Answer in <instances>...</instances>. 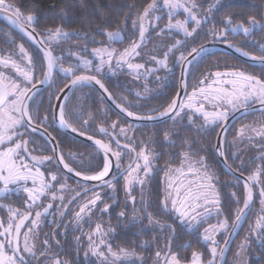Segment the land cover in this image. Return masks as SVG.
<instances>
[{"label":"snow or ice","instance_id":"1","mask_svg":"<svg viewBox=\"0 0 264 264\" xmlns=\"http://www.w3.org/2000/svg\"><path fill=\"white\" fill-rule=\"evenodd\" d=\"M165 6L170 9H177L184 7L183 4L173 2V0H164ZM222 6L218 4L209 5V12L217 7ZM153 7V4H149L148 8L145 9L144 16L148 15L149 9ZM195 8V5H193ZM185 11L189 13V16L192 21L195 22L196 27H193L191 31L185 26L186 22L177 20L175 24H169V27H174L178 30H182L186 37H193V34L197 32V28L201 25V20L197 18L196 15H193L192 12L185 8ZM0 14H10L11 17L15 19H10V23L18 24V22L23 18L26 19L30 26L35 25L36 16L33 12H30L26 17H23L21 10L11 3H7L6 0H0ZM6 18H8L6 16ZM143 20L144 18L141 17ZM233 24V20L229 18L222 30H213L210 33L212 37V43L217 42L228 43L227 41V29L230 25ZM264 28V23L257 20L256 17H249L247 20V26L244 23L235 25L231 27L233 33L243 31L246 36H249L253 28ZM34 29V27H33ZM20 30L24 29L20 26ZM145 27L141 24L139 38L143 40L145 38ZM31 39V33H27ZM46 35L49 40H55L56 37H66L68 33H65L61 27H56L55 29H47ZM119 33L107 32L109 39L118 36ZM42 43V42H41ZM180 43L179 41L177 42ZM229 47H233L230 43ZM140 47L139 44L133 42L128 48L123 52H116L114 49L109 50L108 48L103 47H93V55L99 58V64H93L91 59L84 61V68L81 69L77 63V67L74 69L72 67H59L56 65L59 58L54 57L52 51L41 48L43 52V60L39 58L33 59L29 55L23 46L20 47V58L21 60H27V66L22 67L21 64L17 63L15 59L11 57L3 58L0 57V66L8 68L9 66L15 70L18 74V79L13 77L10 73L5 74L0 71V196L11 191L10 185H15L16 190H23L27 194L28 201L27 209L31 210L33 206L36 207L39 205L40 199L43 196L49 194L50 190L53 188V184L46 182L45 174L41 171L38 165L44 164L45 161L57 160L58 164H63V167L67 171H74L70 166L65 162V158L61 155L58 159L55 155L56 147L53 146L52 151L53 155H30V161L26 162V154H30V149L28 147L30 141V133L38 131V126H43L45 131L50 127V122H57L59 120V126L61 128L68 129L71 133L76 134L78 137H86L87 140L93 141L95 147L93 150L101 156V166L97 169V175L103 173L102 179L114 190L116 184L113 181H118L117 176L113 175L111 179H105L109 177V174L113 168V161L110 158V153L115 157V168L118 174L123 175L124 180V191L127 200L135 202L136 197L132 193V185L138 184L141 187V192H143V186H146L150 182V178L153 174L154 169V158L155 154L149 149L147 152L143 147H141L139 152H136L135 157H132L130 163L126 168L121 170V157L122 153L120 149L119 139H115L116 148L112 147V144L104 142L102 139H94L92 134L96 129L91 125V122H94L96 119H102V117L97 113L95 116L92 115L87 105H84L82 108L77 110L74 107V101L78 98L76 96L77 92H82L85 89L83 86L86 84H95L99 86V95L101 97L100 103H103V96L105 93H108V89L105 86L103 81L104 74H101L102 68L105 64L109 65V71H111V63L113 56H116V67L121 68L126 65L129 70V74L133 75L136 79H141L147 75H155L161 68L165 69L169 73L172 72V68L168 63V57L165 56L162 60H157L155 57L152 59L155 60V63L158 65L157 68L148 69L144 73H141L140 70L145 68L143 63H134L128 57H131L133 54L140 55L137 52V48ZM190 48V50H189ZM241 55L249 57L247 52H242L240 47L235 49ZM261 53H264V44L259 46ZM63 51V50H62ZM169 51H172L169 49ZM187 52V55H185ZM207 52V49L201 44L199 47L190 46L185 44L184 50L179 51V57L175 61L181 68V85L186 88L185 77L190 71L194 68V60L199 62V59L204 56ZM192 57V59H189ZM255 63L264 65V55L256 56L252 55L249 57ZM46 60V70L44 62ZM64 61H60L63 64ZM89 66H92L91 68ZM39 67V70L44 73L43 79H36V68ZM94 68L95 74H93L92 69ZM56 69L57 76L62 71L64 73L65 79L63 82V88L58 87L55 90L54 95L51 97V102L48 105V108L43 112V115L37 114L35 111L34 105L37 100V93L40 87L39 85H47L52 79V72ZM197 69L196 71H198ZM81 71L87 72V75L80 74ZM99 74V78H98ZM156 79L159 80L160 77L156 76ZM70 81V83H69ZM90 92V91H89ZM71 93V95H69ZM140 93H136V97H140ZM108 99L112 100L113 104L120 109L121 113H125L127 117H132L136 121H147L154 122L157 119H162L164 117H169L174 123L178 120L183 119L182 113L185 109L190 110L187 115L189 124L193 122V113L202 118V123L200 124L201 131H205L206 126L215 125L216 127L224 129V132H227V123L231 113L238 112L240 110H245V114L251 109L249 107L251 102H254L260 106L259 112L261 120L259 123L261 127L259 128H249L245 126L239 129L237 135L243 137L247 131L256 132L258 136L264 138V71H260L259 75L256 74V71L253 69L251 72L243 68H225L221 70L219 65L215 66V70H209L206 74H201V78L197 80V83L193 85V91L191 95L187 96L186 101L179 99V93L175 97H169L166 101L170 100V103H166L161 106L162 110L151 109L149 113L138 114L131 111L132 105L125 104L124 98H120V103H117L116 99L112 97L111 94L108 95ZM56 101L55 107L53 106V101ZM145 100H148L145 97ZM144 100V101H145ZM123 101V102H121ZM138 100V104L140 105ZM252 104V103H251ZM127 105V107L125 106ZM137 106V104H136ZM209 108L211 110H209ZM110 111V109H106ZM152 113H155L153 115ZM79 125V127H77ZM112 129L115 130L119 127V133L124 134L127 137V131L132 128V125L129 124L127 130L120 126L117 123L111 125ZM99 133L102 136H108V129L105 127H100L98 129ZM29 135V139H25V136ZM48 138L57 139L52 137L48 133ZM164 141L172 142L171 134L169 132L164 133ZM60 144L61 141H59ZM143 143V142H142ZM186 145H189V151H184L182 153L184 158L189 156L191 142L187 139L184 140ZM124 148H130V143H125ZM224 147L221 145L215 149V152L218 156L224 157L225 152L223 151ZM131 151H135L134 147H131ZM264 157V153H261L259 159ZM142 161V163L140 162ZM89 162H85L84 166H88ZM202 167H197L191 165L185 170L183 164L180 167L173 168L170 165L165 169V180H164V198L161 200V205L163 206V211L170 216H174L175 221H179L180 225H187L188 227H194L196 224L204 221L207 223L209 216H212L215 212L217 215L221 212V197L220 192L218 191L217 185L213 183L214 178L213 174L205 166V158L200 157L198 162ZM143 170V171H141ZM76 175H81L76 173ZM264 174V169L257 168L256 171L252 174H249L247 180L244 183L245 187V198L243 203V208L237 206L235 210L234 222L231 224V228L235 229L239 226V223L244 219L246 213L244 209H248L251 205L253 199V190L251 183L258 180L259 176ZM97 175H93L91 179H96ZM191 177V178H189ZM51 181H58L57 171H53L50 177ZM31 182V187L28 186V182ZM237 182L239 179L237 178ZM261 191H260V205L261 212H264V180L260 181ZM61 188L65 185L60 184ZM233 197H236L235 192L232 193ZM57 198L56 193H51V199L55 200ZM99 197L97 196V199ZM60 200H63L64 197L60 196ZM113 199V203H115ZM89 203L92 204V208H95L96 200H92ZM89 203H84L78 212L75 213L76 223H80L85 215L90 216L91 210L89 209ZM169 204L171 205L169 207ZM239 204V201H237ZM52 204L48 203L46 207L43 208V212L37 210L35 212V219L32 220L31 226L28 229L27 233H24V247L23 252L20 248L19 237L21 235L20 229L24 226L23 221L29 219L31 211L22 214V218L19 219V223L15 224V232L13 233V216L17 215L18 211L13 210L9 207L8 211L11 214L7 227L0 223V228L3 230L0 231V237H3V240H0V264H28V260L22 253H31L35 255L32 251V247L29 245V233H32L40 223L41 218L44 213H48L49 209L52 208ZM111 205H105L103 211L107 212ZM85 210H88L87 212ZM63 215V212L60 213ZM119 215L121 218L124 217V211L122 210ZM133 215L132 219H135ZM231 212L229 210V215L223 221L217 224H210L208 227H205L203 230V239L205 241H211L212 247L211 252L215 256L217 252V241L215 239V234H218L220 231H225V246L228 244V236L231 233H228L229 220L231 219ZM149 224L153 223V214H148ZM157 223H159L157 221ZM171 230L172 237H175V228L172 225L168 226ZM108 231L114 232L115 229H109ZM255 233L257 240L262 246H264V215H261L257 218L255 225L249 226V234ZM108 232L102 230V226L97 224L93 232L88 235L90 241L88 250L95 257H98L100 264H116V261L121 258L127 259L135 255L134 251L129 253L127 249L121 248L119 252L112 250L111 245H108L107 251L108 255H105L104 251H101V246H104L107 242L103 237L107 236ZM92 236L100 237V242L97 244L96 241L92 240ZM76 240H79V237H76ZM47 244V241H45ZM248 245V237L246 236L242 242L240 249L241 253H246ZM43 254V253H42ZM87 255V253H86ZM156 257H161V252H156ZM108 256H111L113 259L109 260ZM140 259V257H137ZM165 264H181V261L177 258L176 254H172L170 260L166 257ZM191 264H200L199 254L193 252ZM211 264V261H209Z\"/></svg>","mask_w":264,"mask_h":264},{"label":"trees","instance_id":"2","mask_svg":"<svg viewBox=\"0 0 264 264\" xmlns=\"http://www.w3.org/2000/svg\"><path fill=\"white\" fill-rule=\"evenodd\" d=\"M159 0H6L7 3H11L15 7L21 10L23 17H26L30 12H33L36 16L34 29H36L43 39L46 41L47 29H55L61 27L68 36L59 38L58 42L54 44L52 48L56 55L60 57V61H64L60 64L61 67L67 68L68 65H72L73 53L81 48L93 49V47H100L106 45L107 32L122 30L124 31V40L120 42H114L127 47L131 43L135 42L140 44L137 52L140 55H135L137 63H143L145 68L149 69L153 61L151 60L152 55H157L160 60L164 59L167 55V50L170 48L173 38H171L166 30L168 23V15L162 16L156 20L149 28H145V38L140 40V30L134 31V23L139 20L146 21V18L150 16L152 8L157 4ZM192 6L195 5V9L201 17L207 16L203 25L200 28V36L193 40L188 41V45L194 46L196 44H204L207 41L212 40L210 33L213 30H222L225 22L231 18L233 24L227 29V41L240 47L242 50L249 54L260 56L264 55L259 50V46L264 44V28L259 29L253 28L249 36H246L243 31L233 33L231 27L244 23L247 26V20L249 17H256L257 20L264 23V0H183ZM149 4H153V7L149 9L148 15L144 16L145 9L148 8ZM218 4L222 5L213 9L209 12V5ZM141 17L144 19L142 20ZM25 21V19L22 18ZM166 31V32H164ZM175 40V39H173ZM184 45V44H183ZM23 46L26 52L33 57V59L39 58L43 60V54L25 37L20 33L9 27L4 21L0 20V56L3 58L11 57L15 59L17 63L24 67L27 66V60H21L20 58V47ZM81 47V48H80ZM156 48V51L153 48ZM123 49V48H122ZM63 50V51H62ZM190 50V48H189ZM67 53H70L68 55ZM187 52L185 53V55ZM46 60L44 62L46 70ZM98 64V61H95ZM219 65L221 70L225 68H243L249 72L253 69L256 74L259 75L260 71H264V66H254L247 64L239 58L233 56L224 51L213 50L204 54L199 62H194V68L188 73V85L190 88L197 83V80L201 78V74H206L210 69L215 70V66ZM179 65H175L176 74L178 75ZM111 71L109 66L102 70L104 75L111 77V83L106 84L108 90L113 94L118 103L120 98H124L125 104L132 105L131 111L139 114H148L151 109L162 110L161 106L166 103H170V100L166 101L169 97H175L178 90L177 78L171 82L168 81L167 86H163L160 89V93L152 96L148 100L142 99L141 106L135 105V89L139 87H145L153 83L152 77L140 79L134 78L133 75L129 74V70L124 66L117 68L116 64H111ZM199 69L198 71H196ZM6 72L10 73L13 77L18 78V74L10 66L6 68ZM123 70V71H122ZM36 79L40 80L43 78L44 73L36 68ZM174 71V70H173ZM83 71H81L82 73ZM141 72V70H140ZM160 77L166 78L169 72L161 68L158 71ZM174 75V73H173ZM61 71L59 75L53 80L51 87L45 88L37 94L36 104L34 105L37 114L43 115V112L48 108L51 102V97L54 95L56 88H63V82L65 77ZM104 81V80H103ZM167 82V81H166ZM104 83H106L104 81ZM160 86V85H159ZM82 92H77V100L74 101V107L79 110L84 105H87L89 112L92 115H99L102 119H96L91 122V125L96 131L89 133L100 137L98 129L105 127L108 129V133L117 138L119 133V127L115 130L112 129L111 125L115 122L126 130L129 123L126 119L117 114L111 109L103 99V103H100L101 97L97 95L98 90L89 84L83 86ZM90 91V92H89ZM71 95V93L69 94ZM145 100V101H144ZM123 102V101H121ZM55 100L53 101V105ZM252 104L254 102H251ZM250 103V104H251ZM127 107V105H125ZM110 109V111H106ZM209 110H211L209 108ZM190 111L185 113V116L181 121L174 123L172 120L157 124V125H132V128L127 131V138L129 136L137 137L138 134H133V127H138V133L140 136V144L135 147V152L124 148L123 144H120V149L124 153L121 157V168H126L130 163L132 157H135L141 147L147 152L149 149L155 154L154 158V169L150 182L143 186V192L140 191V204L136 210L139 212V216L146 214L141 219L139 224H131L130 216L134 214L133 205L127 203V196L124 191V180L123 175L118 174L117 180L115 181L116 187L112 197L109 199L113 202V199H118V206L115 211L110 210L109 222L111 226L115 227V231L111 232L112 243L115 249L125 248L131 251L137 252L144 259L143 264H151L153 260H157L156 264H162L165 256L169 250V239L172 237L171 230L167 228L163 232L149 228L148 214H153V225H163V223H174V217L168 215L169 218L164 219L163 206L161 200L164 198V179L165 169L169 165L173 168L180 167L183 164L184 157L182 153L189 151V145L184 143L187 139L191 142L190 152L194 158L204 157L207 163V167L213 172L216 177L215 181L220 192L221 197V212L218 216L210 217L207 219V223L203 222L200 225V231L187 232L185 229L179 228V224H173L175 228V237L171 238V254L174 253L180 258L181 261L189 263L192 261V254L196 252L201 254L203 260H208L212 257L210 244L203 241L202 232L205 227L209 226L213 222L225 219L231 212V219L229 220V229L231 224L234 222L235 210L237 206L241 207L244 203L245 188L243 183L235 176L227 173L219 161L215 152V144L219 127L215 125L206 126L205 131H201L200 124L203 122L201 117L193 113V122L189 124L187 115ZM153 115L155 113H152ZM260 112L251 113L246 115L244 119L239 121L237 124H248L249 128H259L261 124ZM244 121V122H243ZM79 127V125H77ZM238 128L232 126L226 133L224 139V152L229 164L237 171L249 175L256 171L257 168L264 169V157L259 159L261 153H264V138L260 136H253L249 142H243L237 139ZM169 132L171 134L172 142L164 141V133ZM255 133H253L254 135ZM125 136L124 134H120ZM256 135V134H255ZM126 137V136H125ZM127 139V140H128ZM132 141V138H131ZM143 142V143H142ZM71 143V144H70ZM62 144H65V154L68 158V162L76 167V169L84 174L93 176L97 175V169L101 166V156L98 155L94 150L93 146L83 143L74 139H65ZM133 144V143H132ZM85 162H89L88 166H84ZM142 162V161H140ZM143 171V170H142ZM264 180V174L260 175L258 180L253 183V187L256 193V199L250 216L246 222V225L239 233L234 246L231 248L227 255L226 264H237L238 263V250L245 237L251 240L250 245L246 250V264H264V246L260 244L257 237L252 233V239L249 238V226L255 225L257 218L264 215L261 212L260 205V181ZM106 185V184H105ZM105 185H98L92 187V189H100ZM108 186V185H106ZM235 192L236 197L232 196ZM111 193V192H109ZM85 194V193H84ZM239 201V204H237ZM124 211L126 220L121 226H118V220L121 217L119 213ZM155 216H158L156 218ZM163 216V217H162ZM155 217V218H154ZM157 221L159 223H157ZM161 222V223H160ZM131 226H130V225ZM140 228H139V227ZM168 226V225H166ZM137 231V233L135 232ZM186 231V232H185ZM186 233V234H185ZM226 232H221L220 246L226 238ZM161 252V257H156V252Z\"/></svg>","mask_w":264,"mask_h":264},{"label":"flooded vegetation","instance_id":"3","mask_svg":"<svg viewBox=\"0 0 264 264\" xmlns=\"http://www.w3.org/2000/svg\"><path fill=\"white\" fill-rule=\"evenodd\" d=\"M142 22H144V21H141L140 23H142ZM137 30H140V26H139V29H134V31H137ZM168 35L171 38L173 37V35H171L170 33H168ZM198 36H200V32H199ZM174 37H176V36H174ZM193 39L188 38L187 41L182 40L181 44H179V45L176 44L178 39H175V40L171 39L172 43H171L169 49H171L172 51H169V49L167 50V57H168V63L170 64V66L172 68V72L169 73L170 76H167L166 78H163V79L160 77L159 73L156 72L155 76L153 78L154 82L151 83V86L147 84V85H145V87L136 88L135 89V96H136L137 92H139L141 94L140 97L136 98V100H135V105L137 104V107L141 106V104H142V103H140V105H139L138 100L141 102V100L145 99V97H147L149 99L152 96L159 94L160 89L164 85L167 86L169 84L168 81L171 82V84H172V81L175 78H177V83H178L177 93H178L179 84H180V70H181V68L179 66L178 75H175L176 74V70H175L176 62L175 61L179 57V51L184 50L185 44L188 45V41L193 40ZM210 41H212V40H210ZM210 41H207V42H210ZM45 42L51 49L54 47V44H56V43H51V42H50L51 43L50 44L47 41H45ZM118 42H120V41H118ZM207 42H205V43H207ZM129 46L130 45L125 47V46H122L119 44H116L115 46H113L111 43V46L109 45V46H105V47L109 48V49H114L116 52L119 53V51H124ZM194 46L199 47L200 44H196ZM100 47H103V46H100ZM156 48H158V47L153 48V50L156 51ZM92 50L93 49L89 50L88 48H81V49L76 50L72 55V65H68V67H72L75 69L77 67V63H78L79 67L81 69H83L84 68V61L89 60V59H91L93 61V64H95V61H97V60L95 59V56L93 55ZM52 51L54 52L55 56L58 57L59 60H61L60 57L58 55H56V53L53 49H52ZM67 54L70 55V53H67ZM135 55L136 54H133L131 57H128V59H131L132 62L137 63ZM151 57L152 58L155 57L157 60H160V58L156 54L152 55ZM152 58H151V60L153 61L152 62L153 64L150 65L149 69H153V68L158 67V65L155 63V60H153ZM59 60L57 63V68L61 67V65H60L61 63L59 62ZM113 63L116 64V59H112L111 64H113ZM108 66L109 65L105 64L103 66L102 70L105 67L107 69ZM89 67L91 68L92 66H89ZM124 67L127 68L126 65ZM146 70H148V69H146ZM146 70L141 69V73H144ZM92 71H93V74H95L94 68L92 69ZM173 73H174V75H173ZM80 74L87 75L88 73L83 71ZM101 74H103V72H101ZM55 76H56V73H55ZM55 76H54V78H55ZM152 76L153 75H147L144 78H148V77H152ZM156 76H159L160 79L157 80ZM54 78H53V80H54ZM98 78H99V74H98ZM144 78H141V79H144ZM53 80H52V83H53ZM103 80L106 82L105 85L106 84L109 85L111 83V77L108 76V73H107V75L103 76ZM138 81H140V79H138ZM52 83L46 88L51 87ZM44 89H42V90H44ZM42 90H40L39 92H41ZM192 91H193V87L192 88L189 87L188 75H187V94H186V98L184 99V101H186L188 95H191ZM112 96H113V94H112ZM107 105H108V103H107ZM250 105H252V104H250ZM53 106L55 107V103ZM188 111H190V110L185 109L184 113H182V116L184 117L185 113ZM134 113H136V112H134ZM247 115H249V114H247ZM245 116L246 115L239 118L232 125V126H236L238 128V130H236L237 133H238L240 128L249 125V123L245 124V125L237 124L239 121H241V119L243 120ZM115 123H117V122H115ZM131 124H134V123H131ZM134 125L140 126L141 124H134ZM48 133H50L52 137L57 138V139H54L56 141L57 146H58V152H55L56 157L58 154L60 156L62 155L65 158V162L70 166V168H72L73 170H75L79 173H82V172L78 171L75 166H73L72 164H70V162L67 161L68 158L65 154L66 146H65V144L59 143V141H61V143H63V141L67 138H69L70 140L71 139L77 140V139L71 137L69 134L62 131L55 121L50 122V127L47 129V132L45 131V128L43 126H38L37 132L30 133V141H29L28 147L31 151H30V154H26V157H25L26 162H31L30 161V155H38V156L53 155L52 148L54 145H53L52 141L48 138ZM253 133L256 134V132L249 130L245 133V135L243 137H239L237 135V139L241 140L243 142H245V141L249 142V140L252 139L253 136H257V134L253 135ZM110 134L108 136H102L101 135L100 137L93 135V137H95L97 139H102L106 143L110 142L114 149L116 148L115 139H119L120 144H123V145L125 143H130V147H134V148L136 146H139V144H140L139 143L140 142V136L138 133V127L137 128L133 127V134L134 135L138 134V136L134 137L132 135V137L129 136V139L127 137L121 136V135H119L120 137L117 138V137L110 135ZM110 137H114L115 139L110 140ZM131 138H132V141H131ZM25 139H29V135H26ZM78 141H80V140H78ZM262 146H264V145H262ZM127 149H129V148H127ZM38 166L40 167L41 171L44 172L46 182L52 183L53 188L50 190L48 195L41 197L39 205L37 207L34 205L31 210H28L27 204L30 201H28L27 194L24 193L23 190L17 191L15 185H10L9 187H10L11 191L9 193L5 194L4 196H0V223H2L5 227H7V223L9 221V217L11 215L8 211L9 207H11L13 210L18 211L17 215L13 216V219H12L13 233L15 232V224L19 223V219L22 218V214L27 213L28 211H31V215L29 216V219L23 221L24 226L20 229L21 235L19 237V243H20V248H21L22 252H23V247H24V233L28 232V229L31 226L32 220L35 219V212L37 210L43 212V208L46 207L48 203H51L53 205L52 208L49 209L48 213H44L42 215L40 225L36 229H34L32 233H29V241L28 242H29V245L32 247V251L35 255H32L31 253H22L26 257V259L28 260V264H100V260L98 259V257L93 256L91 254V252L88 250L89 243H90V241L88 239V235H90L93 232V230L96 228L97 224H100L102 226L103 231L108 232V235L103 237V239H105L107 243L104 246H101V251H104L105 255L107 256L108 255L107 247H108V245H111V248L113 251L119 252V250L123 247L118 248V249L114 248L113 243H112L111 233H110V231H108L109 229H115L114 226L110 225L111 223L109 222V217H108L110 214L109 213L110 210L115 211L116 208L114 206H118V199L115 200L116 201L115 203L109 201V199L112 197V195L114 193V190L107 183H103L102 185L106 184L108 186L105 185V186L101 187L100 189H92V187H95L98 185H89V184L81 183V182H78V181L72 179L71 177H69L65 174L63 169L57 163V160L45 161L44 164L38 165ZM121 170H122V168H121ZM53 171H57L58 181H51L50 177H51V174ZM82 174H84V173H82ZM84 175H87V174H84ZM99 175H101V177H102L103 173L102 174L100 173ZM99 175H97V176H99ZM113 175H116L118 177L117 170L115 171V173ZM87 176H90V175H87ZM61 183H63L65 185L63 188H61V186H60ZM113 183H115V181H113ZM0 186H2V185H0ZM28 186L31 187L30 181L28 182ZM140 187H142V186L136 185V186L132 187V193L131 194L136 197L135 202L127 200V203L133 205V208H135L133 215H135L136 218L132 219L133 215L129 217V219H131V222L130 221H128V222L131 224H139L141 221V216H139V212H138V210H136L140 204L139 203L140 202V199H139V197H140L139 188ZM52 192L56 193L57 198L55 200L51 199V193ZM109 192H111V193H109ZM60 196H63L64 199L60 200L59 199ZM97 196L99 197L98 199H97ZM94 199L96 200V205H95V208L93 209L92 204L89 202L94 200ZM127 199H128V197H127ZM84 203H89V209L88 210H91V214H90V216H88V215H85L84 213H82V215L84 216V219L80 223H76L75 213L80 210V207ZM105 205H111V207L109 208V210L107 212L103 211ZM88 210H85V211L87 212ZM61 212H63L62 216L60 215ZM164 214H167V213L164 212ZM168 215L169 214H167L166 217H163V216L162 217L167 220V218H169ZM174 219H175V217H174ZM125 220H126L125 216L123 218L120 217L118 220V226H119V224L121 226H123ZM173 224H179V221H175V223H173V222L163 223V226H165L164 230L169 228L168 227L169 225H173ZM166 225H168V226L166 227ZM245 225H246V223L244 224V226ZM244 226H243V228H244ZM149 228L155 229L156 227L153 224H149ZM179 228H181L182 230L185 229L187 232L200 231V226L195 230H190L186 224L180 225ZM2 230L3 229L0 228V231H2ZM229 231H230V229H229ZM135 232L137 233V231H135ZM220 234H221V232L218 234L217 239L220 238ZM77 236L79 237L78 241L76 240ZM202 236H203V232H202ZM252 237H253V235L251 233L249 235V238L252 239ZM3 239H4L3 237H0V240H3ZM236 239H235V241H236ZM92 240L96 241V243L98 244L100 242V237L92 236ZM45 241H47V244H45ZM203 241H204V239H203ZM219 241L220 240L218 239L219 248H221L222 245L224 244V242H222V244L220 246ZM235 241H234V243H235ZM171 242H170L169 248L171 247ZM205 243H207V242H205ZM234 243L230 247V250L234 246ZM250 243H251V240H248V246L250 245ZM128 252L132 253L133 251L128 250ZM86 253H87V255H86ZM134 253H135V255L131 258H127L126 261L132 259V262L130 264H143V263H145L142 256H140L135 251H134ZM170 254H171V252H170ZM110 257L111 256H108V259ZM137 257L142 258L141 263L138 262L139 259ZM179 260H180V258H179ZM121 261H124V259H122ZM181 262L186 263L183 261H181ZM156 263H157V260L155 259L152 261L151 264H156ZM119 264H121V263H119Z\"/></svg>","mask_w":264,"mask_h":264},{"label":"water","instance_id":"4","mask_svg":"<svg viewBox=\"0 0 264 264\" xmlns=\"http://www.w3.org/2000/svg\"><path fill=\"white\" fill-rule=\"evenodd\" d=\"M6 16L8 18H6ZM10 19H15V17H11L10 14H0V20L4 21L9 27H11L12 29H14L15 31H17L18 33H20L23 37H25L30 43H32L42 54L43 52L41 51V48H45L46 50H50L52 51V49L46 44V42L44 41L43 37L40 35V33L36 30V29H33L32 26H30L29 24L25 23L22 19L18 22V24H12L10 23ZM20 26L24 29V31H21L20 30ZM27 33H31V36L32 38L30 39L29 36L27 35ZM42 42V43H41ZM229 42L228 43H223V42H217L215 44L212 43V41L210 42H207V43H204V47L207 49V52H209L210 50L213 51V50H219V51H224V52H227L229 54H232L233 56L239 58L240 60H242L243 62L247 63V64H250V65H254V66H264V65H261V64H258V63H255L253 60H251L249 57L252 56V54H249V57H245L243 55H241L239 52H237L235 49L237 48L236 46H234L233 44V47H229L228 46ZM242 52H245L243 50H241ZM53 53V56H55L54 52L52 51ZM189 59H192V57H189ZM195 61V60H194ZM57 67V65H56ZM55 73H56V69L53 70L52 72V79L49 81V84L47 85H39L38 84V87L39 90H42L46 87H48L51 83H52V80L55 76ZM85 75V74H83ZM185 81H186V88L184 86L181 85V83L179 84V99L180 100H184L186 98V94H187V76L184 78ZM180 81H181V70H180ZM70 83V82H69ZM92 86H94L98 92H99V86H96L95 84H90ZM106 86V85H105ZM107 88V87H106ZM108 89V88H107ZM111 94L110 91L108 90V93H105L104 96H103V99L108 103V105L115 111L117 112L119 115H121L123 118H125L126 120H128L130 123H134V124H141V125H156V124H160V123H163V122H166L168 120H170L169 117H164L162 119H157L156 121L154 122H147V121H136L134 120L132 117H127L125 113H121L120 112V109L117 108L115 106V104H113L112 100L108 99V95ZM112 95V94H111ZM113 97V96H112ZM114 98V97H113ZM115 99V98H114ZM57 102H55L56 104ZM118 103V102H117ZM251 109L247 112V114H250V113H255V112H259V108L260 106L256 103L252 104L249 106ZM245 114V110H240L238 112H235V113H232L230 116H229V120H228V123H227V131L230 129V127L241 117H243L244 115H247ZM57 125L59 126V120L57 118ZM59 128L66 132L67 134H69L71 137L77 139V140H80L84 143H87L89 145H92L95 147V145L93 144V141H90V140H87L86 137H78L76 136V134L74 133H71L68 129L66 128H61L59 126ZM226 133L227 132H224V129L220 128V131L218 133V136H217V139H216V144H215V149L217 147H220L221 145H223L224 147V139H225V136H226ZM94 139H97L94 137ZM53 145L56 147V152H58V146L56 144V141L54 139H51ZM224 151V149H223ZM110 155V158L112 159L113 161V168L109 174V177H106L105 179H111V177L113 176V174L115 173L116 171V168H115V157L111 155V153L109 154ZM60 157V155L58 154L57 155V159ZM218 159L219 161L221 162V164L223 165V167L226 169L227 173H229L230 175L232 176H235L236 178H238L244 185L245 181L247 180V175L237 171L236 169H234L228 162L226 156L224 157H220L218 156ZM60 167L63 169V171L65 172V174L69 177H71L72 179L78 181V182H81V183H85V184H89V185H100V184H103V183H106L102 177H97L96 179H91V176H87V175H84L82 173H80L81 175H76V173H79L77 171H67L64 167H63V164H59ZM251 183V186H252V190H253V199L251 201V205L248 209H244V212L246 213L244 219H242L239 223V226L236 227L235 229H232L230 228V231L228 233H231L227 238H228V244L225 246V243L222 245L221 247V250H220V253H219V257H218V261H217V264H225L226 263V259H227V255L229 253V250H230V247L232 246V244L234 243L235 239L237 238V236L239 235V233L241 232L244 224L246 223L251 211H252V208L254 206V203H255V199H256V193H255V190H254V187H253V183L252 182H249ZM245 188V187H244ZM246 195V193H245ZM243 208V206H242ZM170 252H171V247L169 248V251L166 255V257L168 258L169 255H170ZM165 257V258H166ZM163 264H165V259H164V262Z\"/></svg>","mask_w":264,"mask_h":264},{"label":"rangeland","instance_id":"5","mask_svg":"<svg viewBox=\"0 0 264 264\" xmlns=\"http://www.w3.org/2000/svg\"><path fill=\"white\" fill-rule=\"evenodd\" d=\"M173 2L181 3V4L184 5V7L170 10V9H168V8L165 6L164 0H159V1L157 2V4L152 8V10H151V12H150V16H149L148 18H146V21H145V22L139 23V20L135 21V23H134V29H139V26L141 27V24H143L145 28H149V26L155 24L154 22H155L156 20L160 19V18H161L162 16H164V15H168V18H169V19H168V23H167V25H166V30L169 31V33H170L171 35H173V37H172L173 39H178L177 42L179 41V42H180L179 44H181L182 40L187 41L188 38H189V39H193V38L195 39V38L198 36L199 32H200V28H201V26L203 25L204 21L207 19V16H205V17H201V16L198 14V12H197L195 9L192 8V6H191L190 4L185 3V1H183V0H173ZM185 8L189 9V10L192 12L193 15H196L197 18L201 20V25H200L199 28H197V32L193 34V37H186L185 34H184V32H183L182 30H178V29H176V28H174V27H169V24H170V23H171V24H175V22H176L177 20H180V21H182V22H186L185 26L188 28L189 31H191L193 27H196L195 22L191 20V18H190V16H189V13H188L187 11H185ZM25 21L27 22L26 19H25ZM27 24H29V23L27 22ZM110 32H113V33H119V35H118V36H115V37L112 38V39H109L108 36H107L108 43H107L106 45H103V48H106L105 46H109V45L111 46V43H112L113 46H115L116 44H114V42H118V41H122V40H124V37H125L124 31H122V30H117V31H110ZM164 32H166V31H164ZM174 36H176V37H174ZM61 37H62V36H61ZM61 37H56L55 40H49L48 37H46V41H47L48 43H50V42H51V43H56V42H58L59 38H61ZM51 43H50V44H51ZM176 44L179 45L178 43H176ZM108 49H109V48H108ZM109 50H113V49H109ZM210 51H211V50H210ZM119 52H123V51H119ZM94 56H95V55H94ZM0 57H1V56H0ZM95 59L98 61V64H99V58L95 56ZM112 59H116V56H113ZM22 67H23V66H22ZM24 67H25V65H24ZM0 71L4 72L5 74H8V72H6V71H7L6 68H4L3 66H0ZM18 78H19V77H18ZM18 78H17V79H18ZM199 161H200L199 158H194V157H192L191 155H189L187 158L184 159V161H183V167L185 168V170H187V168L190 167L191 165H195V164H196L195 166H197V167H202V165H199V164H198ZM141 163H142V162H141ZM205 166H206V167L208 166L207 163H206V161H205ZM207 168H208V167H207ZM208 169H209V168H208ZM141 171H142V170H141ZM209 171H211V170L209 169ZM211 173L213 174L212 171H211ZM101 174H102V173H101ZM213 176H214V174H213ZM97 177H101V175H99V176H97ZM189 178H191V177H189ZM214 178H215V176H214ZM164 180H165V179H164ZM213 183L216 184L215 179L213 180ZM136 185H138V184H135V183H134V184L132 185V187H134V186H136ZM216 185H217V184H216ZM139 186H140V185H139ZM217 188H218V187H217ZM218 191H219V190H218ZM170 206H171V205L169 204V207H170ZM166 215H167V214H163L164 217H166ZM145 216H146V214H144V215L142 216L141 219L143 220V217H145ZM214 216H218V215L214 212L213 215H212V216H209L208 218H210V217H214ZM155 217L158 218V216H155ZM155 217H154V218H155ZM223 220H224V219H222V220H218V221H216V222H213L212 224H217V223H219V222H221V221H223ZM203 222H204V221H201L200 223L196 224L194 227H191V228L188 227V228H189L190 230H195V229H197V228L200 226V224H202ZM229 226H230V225H229ZM164 227H165V226H163V225H156L157 230L160 231V232H163V231H164ZM166 227H167V226H166ZM207 227H208V226H207ZM220 232H224V231H220ZM220 232H219V233H220ZM219 233H218V234H219ZM218 234H215V239H216V241H217V245H216V247H217V252H216L215 256H213V254H212V252H211L212 257H211L210 259H208V260H203L202 255L199 254V261H200V264H209V261H211V264H217V260H218L219 253H220V250H221V248H219V243H218V239H217ZM254 235L256 236L255 233H254ZM204 241H205V240H204ZM205 242H207V243L210 244V249H211V247L213 246V245H212V242H211V241H205ZM247 247H248V245H247ZM246 250H247V249H246ZM170 257H171V256H169V258H168L169 260H170ZM177 258H178V257H177ZM111 259H113V258L110 257L109 260H111ZM122 259H124V258H121L120 260L116 261V264H119V263H121V264H130V263L132 262V259L128 260L129 262L126 261L127 259H124V261H121ZM178 259H179V258H178ZM238 259H239V260H238V263H237V264H246V253H241V249L238 250ZM138 262L141 263V262H142V258H140V259L138 260ZM181 264H191V262H190V263H182V262H181Z\"/></svg>","mask_w":264,"mask_h":264}]
</instances>
